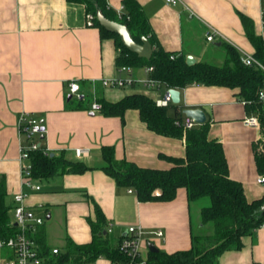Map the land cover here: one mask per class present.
<instances>
[{
    "label": "crops",
    "instance_id": "crops-1",
    "mask_svg": "<svg viewBox=\"0 0 264 264\" xmlns=\"http://www.w3.org/2000/svg\"><path fill=\"white\" fill-rule=\"evenodd\" d=\"M105 1L116 15L122 8L121 12H125L123 0ZM136 2L156 44L168 53L182 52L185 58L191 55L194 62L207 58L221 64L222 43L236 48L240 55L243 52L253 56L254 48L240 16L250 19L251 31L264 41L260 18L264 0H179L173 5L163 0ZM86 14L81 4L66 0H0V177L4 179L5 203L12 207L10 223L15 224L12 198L24 191L28 194L24 206L43 218L32 238L40 254L47 252L52 256V249L63 250L66 238L74 244L89 242L91 231L86 219L94 217V201L114 238L125 236L133 225L144 229L148 242L143 243V256L151 241L167 253L188 249L192 227H201L199 206L195 207L194 224L185 190L177 189L172 201L141 202L133 188L116 186L101 170L104 162L100 156L101 146H111L116 161L126 160L146 169H168L173 163L166 157H184V139L150 130L134 108L124 110L122 119L90 110L92 100L97 102L100 97L115 103L140 94L154 102L172 87L161 82L153 89L139 82L123 87L104 86L103 79L140 80L150 73L144 71L145 66H129V74L119 71L114 38L100 37L98 29L87 23ZM211 30L217 35L207 41L206 33ZM71 82L79 85V97L69 92ZM176 89L180 94L179 110L201 108L205 113L206 137L221 144L228 177L241 183L246 200L264 197V183L256 181L264 173L255 166L254 151L257 144L262 151L261 129L244 126L242 119L256 114L238 99L237 89L196 83ZM168 113L172 115L173 109L169 108ZM20 114L32 116L44 128L42 139L41 135L37 137L39 147L51 155L61 152L65 159L81 161L90 169L33 178L40 189L24 188L18 158L24 137L16 126ZM180 117L182 123L187 119L184 114ZM76 149L85 150L86 156H77ZM153 230H161L163 236L156 238L148 233ZM241 240L242 247L224 251L217 264H264V223ZM11 257L12 252L1 247L0 264ZM92 264L110 261L98 258Z\"/></svg>",
    "mask_w": 264,
    "mask_h": 264
},
{
    "label": "trees",
    "instance_id": "trees-1",
    "mask_svg": "<svg viewBox=\"0 0 264 264\" xmlns=\"http://www.w3.org/2000/svg\"><path fill=\"white\" fill-rule=\"evenodd\" d=\"M68 3L81 4L85 13L93 16L92 25L99 31L100 37L114 38L117 52L116 67L152 66L149 77L169 87L183 88L196 83L207 86H223L237 89V97L244 102L248 110L253 111L258 119L261 136L264 138V77L263 73L252 65L245 66L240 62V54L236 48L222 43L221 64L205 61L185 63L184 53H168L156 44L149 23L143 15L136 0H123L125 12L117 17L114 11L106 6L105 0H66ZM100 10L105 18L119 22L127 27L133 40L140 43L147 37L152 46V55L147 60L139 58L135 53L127 51L115 33L106 31L96 21V13ZM247 38L254 48L253 57L264 61V41L251 31L249 18L240 16ZM263 93L260 98L259 93ZM100 112L104 116H118L122 119L124 110L134 108L139 111L140 119L148 128L157 134L172 138L184 139V157L168 158L173 165L168 169L141 168L126 160H115L111 146H101L100 156L104 162L101 170L110 176L117 186L133 188L136 198L141 202H168L175 199L177 189L185 190L188 207L199 205V224L202 229L211 227V232H190L191 245L188 249L167 253L158 250L148 251L144 264H217L224 251H237L242 247L241 238L251 235L263 226L264 212L259 207L264 197L247 201L240 182L228 177V167L222 146L214 139L206 137L207 121L185 129L181 121L182 110L178 105L157 107L146 95L131 94L115 103L97 98ZM172 108L170 115L168 109ZM39 142V140H38ZM262 151L254 146L255 166L264 173V144L260 142ZM32 163L31 173L34 179H43L58 173H82L90 169L81 161H69L60 152L50 155L43 147L29 152ZM4 179L0 177V239H7L16 233L11 224L12 207L5 203ZM158 190V194L153 192ZM196 202H203L200 205ZM94 217L87 218L91 238L86 244H74L68 238L63 250L57 255L40 256L48 264H92L98 258L108 259L115 264H135L139 258L130 259L119 250V241L107 230V221L98 205L92 201ZM196 228V227H195ZM199 230V229H198Z\"/></svg>",
    "mask_w": 264,
    "mask_h": 264
},
{
    "label": "built area",
    "instance_id": "built-area-1",
    "mask_svg": "<svg viewBox=\"0 0 264 264\" xmlns=\"http://www.w3.org/2000/svg\"><path fill=\"white\" fill-rule=\"evenodd\" d=\"M165 4L173 5L178 3L179 0H163ZM123 9V8H122ZM122 9L117 12L118 16L122 15ZM86 20L89 25H92L91 21L93 20V16L89 13L86 15ZM260 18H261V25L264 28V8L260 10ZM215 34L214 31H210L206 33V40L213 41ZM118 51V50H117ZM241 63L245 66L252 65L258 68L264 77V61L259 62L250 54H246L241 52L239 57ZM153 70L152 66H145L144 71L147 73H151ZM119 71L125 72L129 74L130 67L121 66ZM104 86L109 87H123L129 86L133 82H139L143 85V87L148 89L158 88L161 84L157 80H153L150 77H146L140 80H133L131 77L128 78H120L114 77V79L101 80ZM69 92L75 97H79V85L77 83L71 82L69 85ZM260 98L263 97V93H259ZM155 106L165 107L171 104V95L168 93V89L164 91L163 97L154 100ZM244 104V102H243ZM91 111H99L100 105L95 101L92 100L90 104ZM242 122L245 127L250 128H258L259 122L256 115H249V117H245L242 119ZM184 124V128L190 129V127L194 126V122L191 119H186ZM17 129H19V133L24 137V142L20 146L19 151V173L21 175V184L26 189H32L34 191H38L40 187L33 183L31 167L32 163L29 158V152L33 150H37L39 148V143L37 137L42 134V128L38 121L28 114H20L17 120ZM75 154L77 156H86L87 152L85 150L76 149ZM256 181L260 184L264 183V177H258ZM130 193L131 190H128ZM27 193L24 191H20L15 193L12 200L15 203V207L13 210V217L14 223L16 224V233L14 236L9 237L7 239L0 240V249L1 247H6L12 252V257L9 259H5L3 262L4 264H48L47 261L40 256L38 248L32 238V235L35 233L38 226L42 225L43 218L36 216L32 210H28L24 206L23 200L27 197ZM108 231H111L107 229ZM149 234L153 235L156 238H161L163 233L161 230H153L148 232ZM145 236L147 233L144 232L138 225H133L127 228L126 235L123 236L119 241V250L128 256L130 259L134 260L135 257L139 258V261L135 264H144L146 261L145 256L141 254V249L144 242H148L145 240ZM59 251L57 249H52L51 254L57 255ZM110 264H115L110 262Z\"/></svg>",
    "mask_w": 264,
    "mask_h": 264
},
{
    "label": "water",
    "instance_id": "water-1",
    "mask_svg": "<svg viewBox=\"0 0 264 264\" xmlns=\"http://www.w3.org/2000/svg\"><path fill=\"white\" fill-rule=\"evenodd\" d=\"M96 21L99 23L106 31L110 33H115L119 38L127 51L135 53L139 58L149 59L152 55V47L147 37L143 36L140 43H137L133 40L127 27L119 22L110 21L105 18L100 10L96 13ZM194 62V59L191 55L186 56L185 63L191 65ZM168 93L171 95L172 104H178L180 102V94L176 88L168 89ZM182 113L187 119H191L196 124H204L205 113L201 108H189L183 109ZM44 128H42V131ZM42 139V134L40 136ZM51 155V154H50ZM260 212H264V201L260 205ZM15 226V224H14ZM147 249L151 252H157L158 248L151 242L147 243Z\"/></svg>",
    "mask_w": 264,
    "mask_h": 264
},
{
    "label": "rangeland",
    "instance_id": "rangeland-1",
    "mask_svg": "<svg viewBox=\"0 0 264 264\" xmlns=\"http://www.w3.org/2000/svg\"><path fill=\"white\" fill-rule=\"evenodd\" d=\"M205 59H206V60H204L205 62L217 65L216 62H215L214 60L211 62V61L208 60L207 58H205ZM209 59H210V58H209ZM258 128H260V124H259V127H258ZM42 133H43V132H42ZM40 135H41V134H40ZM260 142H262V143L264 144V138L261 137ZM257 151H260L259 147L257 148ZM196 203H199V202H196ZM199 204L202 205V204H205V203L200 202ZM196 206H199V205H198V204H195V206L192 205V207H191L192 217L194 218V219H192L193 223L195 222V219H197V212H196V210H195V207H196ZM195 223H196V222H195ZM195 223H194V224H195ZM194 230H195L196 232H201V231H203V232H205L206 234H208V233L211 232V227L207 226V228L205 227V228L202 229V230H197V229L194 227ZM151 242L153 243V241H151ZM141 250H142V249H141Z\"/></svg>",
    "mask_w": 264,
    "mask_h": 264
}]
</instances>
